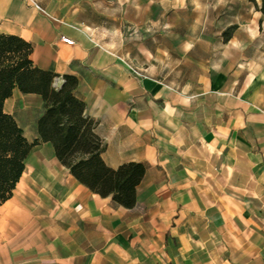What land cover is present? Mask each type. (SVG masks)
Returning <instances> with one entry per match:
<instances>
[{
    "label": "crops",
    "instance_id": "crops-1",
    "mask_svg": "<svg viewBox=\"0 0 264 264\" xmlns=\"http://www.w3.org/2000/svg\"><path fill=\"white\" fill-rule=\"evenodd\" d=\"M158 1L35 0L43 12L28 0H0V31L30 42V59L54 73L55 85L65 73L76 78L73 93L105 164L144 165L133 204L123 206L79 182L51 142L32 144L0 202V264H264L259 0L254 24L230 14L222 29L235 26L212 42L206 29L192 42L185 30L158 29L174 25L175 0L161 13ZM42 103L17 88L3 101L28 141Z\"/></svg>",
    "mask_w": 264,
    "mask_h": 264
},
{
    "label": "trees",
    "instance_id": "trees-1",
    "mask_svg": "<svg viewBox=\"0 0 264 264\" xmlns=\"http://www.w3.org/2000/svg\"><path fill=\"white\" fill-rule=\"evenodd\" d=\"M258 9L264 15V0ZM235 24L222 29L226 39ZM31 44L15 33L0 31V202L12 191L29 147L38 141H49L57 159L90 190L109 195L123 206L134 202V189L141 178V161H127L111 167L100 157L102 142L93 131V121L83 113V101L73 88L76 78L63 74L54 84V73L33 64L29 57ZM14 88L36 92L42 97V110L35 120L37 136L28 141L15 120L3 109V101Z\"/></svg>",
    "mask_w": 264,
    "mask_h": 264
},
{
    "label": "rangeland",
    "instance_id": "rangeland-1",
    "mask_svg": "<svg viewBox=\"0 0 264 264\" xmlns=\"http://www.w3.org/2000/svg\"><path fill=\"white\" fill-rule=\"evenodd\" d=\"M248 1V2H247ZM160 8L158 12L161 13V4H164L166 0H159ZM175 5L172 10L175 16L174 25L161 22L158 25V29H182L185 30V33L190 36V39H187V42H192L194 38L198 35L199 30H207L208 42L214 41V36L220 30L226 20L230 17V14L239 13L242 15V18L246 19L245 26H250L254 24V17L251 21L252 15L255 12V3L254 0H175ZM123 28L129 33L134 34L136 31L135 25L129 22L122 23ZM148 24V23H147ZM144 28L150 29L148 25H145ZM264 29V22L260 26ZM137 34V33H136ZM132 40H139L131 38ZM166 41L174 40L176 43L179 40L178 37L167 38ZM197 40H199L197 38ZM196 40V41H197ZM188 44V43H186ZM264 44V38H259L256 40L255 46H261ZM129 58L133 63L135 62V46L129 47ZM134 54V55H133ZM138 56V53H137ZM141 56V55H140Z\"/></svg>",
    "mask_w": 264,
    "mask_h": 264
},
{
    "label": "built area",
    "instance_id": "built-area-1",
    "mask_svg": "<svg viewBox=\"0 0 264 264\" xmlns=\"http://www.w3.org/2000/svg\"><path fill=\"white\" fill-rule=\"evenodd\" d=\"M28 1L31 2L35 7H37L38 9H40L41 11L44 12V10L35 2V0H28ZM50 17L54 18L53 16H50ZM60 40L66 42V43H72V39L67 37V36H64V35H60ZM129 70L133 75H136V76H144L145 75V73L142 69L137 68L135 66L129 65Z\"/></svg>",
    "mask_w": 264,
    "mask_h": 264
}]
</instances>
